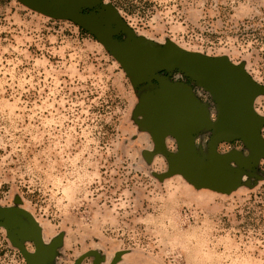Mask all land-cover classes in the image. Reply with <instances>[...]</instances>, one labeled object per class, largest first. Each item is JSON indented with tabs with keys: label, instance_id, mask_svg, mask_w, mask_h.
<instances>
[{
	"label": "rangeland",
	"instance_id": "rangeland-1",
	"mask_svg": "<svg viewBox=\"0 0 264 264\" xmlns=\"http://www.w3.org/2000/svg\"><path fill=\"white\" fill-rule=\"evenodd\" d=\"M83 11L100 22L97 36L144 45L167 67L138 80L73 20L0 0V209L36 220L46 264H264V156L230 192L197 188L170 172L139 110L179 81L197 84L195 100L217 119L174 45L242 66L262 86L253 107L264 116V0H95ZM211 133L192 134L205 161ZM164 144L179 151L171 134ZM232 150L249 154L240 139L217 145ZM18 216L23 230L0 225V264H28L23 251H35Z\"/></svg>",
	"mask_w": 264,
	"mask_h": 264
},
{
	"label": "water",
	"instance_id": "water-1",
	"mask_svg": "<svg viewBox=\"0 0 264 264\" xmlns=\"http://www.w3.org/2000/svg\"><path fill=\"white\" fill-rule=\"evenodd\" d=\"M28 7L46 15L67 18L79 26L88 29L97 36L96 28L100 22L81 13L95 0H19ZM98 26V27H97ZM100 42L120 61L123 68L138 80L148 78L153 67H167L166 58L151 60L152 49L144 45H130L127 41L116 42L108 34L97 36ZM172 56L180 58L188 67L189 75L201 85L207 87L218 104L217 119L210 120L208 111L193 98L188 87L164 83L156 98L151 99L139 110L150 116L146 126H155L154 136L168 157L170 172L181 171L195 187H207L213 190L230 192L236 188L242 178L241 169L249 168L260 156H264V138L261 128L264 116L258 114L253 101L262 86L249 76L246 70L231 62L228 58L209 57L204 54L169 47ZM212 129L209 141V158L205 161L193 150V132L198 128ZM173 135L179 144L177 153L165 150L164 136ZM240 139L248 145L249 154L232 150L218 153L217 145L222 141ZM229 163L237 168H231ZM12 209H5V216ZM24 213L34 229V253L23 251L28 264H46V246L39 224L23 209H14ZM15 224L6 220L0 225L8 227ZM21 228L24 226L19 223Z\"/></svg>",
	"mask_w": 264,
	"mask_h": 264
},
{
	"label": "flooded vegetation",
	"instance_id": "flooded-vegetation-1",
	"mask_svg": "<svg viewBox=\"0 0 264 264\" xmlns=\"http://www.w3.org/2000/svg\"><path fill=\"white\" fill-rule=\"evenodd\" d=\"M98 13V15L100 14V12H97ZM83 14L85 15L86 14V12L85 11H83ZM176 82V81H175ZM166 83V82H165ZM181 83H184V82H181ZM173 84H176V85H178V86H182L181 84H179V81H178V83H173ZM185 84H188V83H185ZM164 85V84H163ZM197 85V84H196ZM196 85H194V86H190L191 87V89H190V91H191V94H192V96H193V98L194 99H196V97H198L199 96V93H198V89H197V87H196ZM211 117V116H210ZM5 209H12L8 214H6L5 216H0V223H2V222H4V221H6V220H11L12 222H14L15 224H13V225H11V226H8V228H15V227H18V228H20L21 230H23L24 228H26V221L23 219V218H21V217H19L18 215H20V213L21 212H18V211H16V210H14V209H17V208H3V209H0V212L1 211H3V210H5ZM29 222H30V220H29ZM19 223H21L24 227L23 228H21V226H19L20 224ZM30 224H31V222H30ZM31 227H32V225H31ZM33 228V227H32ZM33 231H34V229H33Z\"/></svg>",
	"mask_w": 264,
	"mask_h": 264
}]
</instances>
